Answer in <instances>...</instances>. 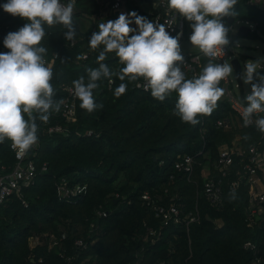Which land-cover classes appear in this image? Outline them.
<instances>
[{
	"label": "trees",
	"instance_id": "16d2710c",
	"mask_svg": "<svg viewBox=\"0 0 264 264\" xmlns=\"http://www.w3.org/2000/svg\"><path fill=\"white\" fill-rule=\"evenodd\" d=\"M98 2L76 0L74 19L99 15L100 5L108 0ZM4 3L6 0L0 1V5ZM126 9L150 19L133 1L127 2ZM236 11L239 15L233 18L235 21L255 24V30L247 38L263 41L264 11L248 0H238ZM24 23L0 8V53L9 51L3 46L4 37ZM99 23L82 33L76 22V36L71 41L63 38L66 29L56 26L42 40V46L48 48L45 58L57 54L49 66L56 100L63 101V88L73 87V81L80 76L86 77L88 68L98 67V50L90 49L88 42L93 27L98 31ZM82 53L87 54L86 60L81 59ZM241 58L247 60L245 55ZM104 63L116 71L121 67L115 53H109ZM107 80H101L94 91L95 101L103 104L102 109L88 114L76 100V122L67 125V136L45 132L50 126L64 125L59 113H54L47 123L37 122L39 142L32 147L28 160L38 167L45 163L46 172L38 174L34 184L23 190L27 208L15 200L0 206V264H68L56 251L47 249L45 239L42 246L29 250V238L46 234L56 236L60 243L58 251L65 257L76 253V239L83 238L88 243L86 250L78 251V259L70 264H135L136 253L143 255L138 264H157L161 260L169 264H254L256 258L264 261V228L249 226L245 187L234 193L235 199L231 198L233 193L226 192L220 208H211L200 198V163L204 164L207 158L213 162L217 148L230 143L236 135L244 146H249L261 133L255 127L231 132L216 129L215 122L230 114L224 102L218 101L210 116L198 117L200 123L192 126L173 114L175 93L157 101L150 91L134 88L139 80L128 83L126 93L116 98L114 90L121 81L113 77L109 89ZM184 155L193 156L199 163L195 169L196 183H188L172 168L173 162ZM14 162L8 142L0 144V167L11 170ZM62 178L73 186L84 187V192L73 198H61L56 183ZM143 193L164 204L177 195L179 200L175 202L183 204L181 209L185 212L197 202L200 221L189 227L190 249L183 225L166 227L153 246L142 243L144 224L158 225L153 212L141 201ZM99 207L108 213L107 217L96 215ZM216 221L221 223L219 228ZM90 224L94 225L92 232ZM61 233L66 234L64 240ZM92 240L95 243L91 245ZM247 241L256 244V252L243 249Z\"/></svg>",
	"mask_w": 264,
	"mask_h": 264
},
{
	"label": "clouds",
	"instance_id": "9594fccd",
	"mask_svg": "<svg viewBox=\"0 0 264 264\" xmlns=\"http://www.w3.org/2000/svg\"><path fill=\"white\" fill-rule=\"evenodd\" d=\"M238 0H166L167 10L189 22L191 35L188 42L206 59L198 75L186 78L182 66L185 58L181 52V34L171 36L163 23L151 22L135 12L120 14L112 21L98 24L88 42L92 50H98V67L88 68L85 76L73 81L74 97L79 107L88 114L103 108L96 103L94 91L103 79L117 78L121 83L114 90L116 98L126 93L128 83L143 80L144 90L152 98L164 101L176 94L174 115L182 123L195 126L198 117L210 116L217 102L225 94L220 82L233 77L229 60L217 61L226 55L224 49L231 43L225 18H236ZM75 0H6L0 5L13 18L24 20L23 27L9 32L3 40L9 51L0 53V144L11 142L18 157H25L39 142L38 121L47 123L54 113H59L62 100H56V92L50 81L51 67L46 66L48 48L42 46L48 30L62 26L63 38L71 41L76 36L74 19ZM135 24V28L130 27ZM101 46L102 49H101ZM109 53H115L118 71L104 63ZM63 63L64 60H61ZM261 60L247 61L239 78L251 85L242 103L243 126L254 123L264 134V75L259 74ZM127 81V82H126ZM258 81V83L256 82ZM248 137H244L247 139ZM235 199V194H231Z\"/></svg>",
	"mask_w": 264,
	"mask_h": 264
},
{
	"label": "built area",
	"instance_id": "2783aa9c",
	"mask_svg": "<svg viewBox=\"0 0 264 264\" xmlns=\"http://www.w3.org/2000/svg\"><path fill=\"white\" fill-rule=\"evenodd\" d=\"M4 1V0H0ZM102 1V0H101ZM133 1L135 4L139 5L143 12L150 16L149 21L155 23H163L166 26V31L171 36H176L178 33L180 35L179 45L183 42H188V37L191 32L187 29L186 20L179 18L177 14L170 13L167 10L166 0H108L105 5L107 6L108 12L111 13L112 17L118 18L120 14L127 15V2ZM63 3H67L68 0H62ZM76 2V0H75ZM250 4L257 5L260 9L264 11V0H248ZM147 5L143 8L141 5ZM97 20V21H96ZM99 19L92 18L93 24L96 25ZM241 24V27H246L249 29L251 34L255 30V24L246 20H238L233 22L229 27L232 29L234 25ZM130 27L135 28L134 24ZM96 31L93 27L92 34ZM231 31V32H232ZM1 32V30H0ZM229 32V36L231 35ZM238 35V33H237ZM229 38V37H228ZM73 42L70 46H73ZM237 46L234 44H229L227 48L224 49L226 55L223 59L217 61L218 63H223L224 59L229 60V63L233 60H237L240 64V72H233L240 74L243 71V66L248 60H243L242 55L238 54L235 49ZM182 52V51H181ZM185 63L182 66V70L185 75L192 77L193 75H198L204 65L207 63V59L197 53L184 54L182 52ZM57 58V54H53L50 59H46V66H51L54 60ZM81 59L86 60L87 54L82 53ZM232 66V65H231ZM263 72V67L259 69V74ZM113 84V80H107V86L110 89ZM225 90V94L220 98V102H224L228 105L230 114L229 116L223 117L215 122V128L223 132H231L240 130L243 128L255 127L254 123L245 127L243 126V120L241 116L243 98L246 94L244 93L241 83H236L233 85L232 80L227 78L222 80L219 85ZM138 90H144V82L140 80L134 86ZM65 93V98L60 108L59 116L63 120L64 125H54L48 127L45 132L47 135L62 134L64 136L68 135L67 125H72L76 122V98L74 97L73 87L66 86L63 88ZM264 117V113H259L253 117V121L257 118ZM203 134V131H202ZM86 135H91V132H86ZM8 142L9 150L13 153L14 165L11 170H7L4 166L0 167V206L5 203L15 200L20 203L24 208L28 207V201L24 197L23 190L34 184L35 178L38 174L46 172L47 165L43 163L40 167L32 160H28L31 150L25 157H18L16 151L11 148V142ZM35 146V145H34ZM161 165L163 162L160 163ZM197 163L196 159L191 155H184L178 157L172 164V168L175 173L181 174L188 183H196L194 179L195 169ZM200 198H203L205 202L211 208H220L224 202V194L226 192L236 193L243 186L246 188V199L247 208L245 209L247 220L249 226L253 229L264 228V134H260L259 137L251 143L249 146H244L239 135H236L230 143H225L217 148V157L213 162L207 158L204 164L200 163ZM171 179L173 176L170 177ZM56 189L61 195V198H73L82 194L85 190L82 186H73L64 178L60 179L56 183ZM167 192V190L165 191ZM198 197V194H197ZM118 198V195H115ZM177 195L170 198V201L166 204L156 201L148 193H143L141 195V201L144 205L149 208L154 215V218L158 220V225L148 226L144 224V235L142 236V243L148 245L157 244L161 237L163 230L171 225L179 226L183 225L185 227V232L187 235L188 248L190 249V239H189V227L193 224H198L200 221V214L197 206V202L192 210L185 212L181 208L183 204H176L175 199ZM179 200V198H178ZM97 216L101 218L107 217L108 213L99 207L96 213ZM217 228L221 226L220 221L215 222ZM94 225H89V232H92ZM66 238L65 233H61V239ZM176 239V236L173 235ZM43 239L46 240L47 249L50 251H56L60 258L64 259L66 263L70 264L74 260L78 259L79 252L86 250L88 243L85 242L83 238H78L74 241V246L77 249L76 253L72 256L65 257L61 251H58V245H60L59 240L53 234H46L43 236H32L28 240L29 250L32 251L38 246L43 245ZM95 240L90 241L92 245ZM245 251L256 252L257 246L251 241L244 242L242 245ZM60 249V248H59ZM143 255L140 253L135 254V264L142 261ZM157 264H169V261L161 260ZM254 264H264L261 258L254 259Z\"/></svg>",
	"mask_w": 264,
	"mask_h": 264
},
{
	"label": "rangeland",
	"instance_id": "374dc122",
	"mask_svg": "<svg viewBox=\"0 0 264 264\" xmlns=\"http://www.w3.org/2000/svg\"><path fill=\"white\" fill-rule=\"evenodd\" d=\"M99 4L102 3L101 0L98 2ZM143 8H146L147 5L142 4ZM101 11L99 15L92 16V18L99 19L100 22H107L109 20H113V17L111 13L108 12L107 6L100 5ZM111 15V16H110ZM92 18L89 19V17H82L77 19V25L80 32L85 33L88 31V29L93 25ZM97 21V20H96ZM187 29L189 32H191L189 22L186 21ZM241 26V24L234 25L233 31L231 32V35L229 36V40L231 41V44H234L237 46V48H233L236 50V52L240 55H245L247 57L248 61H257L258 59L261 60V66L263 67V72L261 75H264V55L262 54V51L264 50V40L258 41V40H252L249 38H242L237 35L238 28ZM181 51L184 54L188 53H197L198 50L191 49V45L189 42H183L181 45ZM240 74H237L233 72V77H229L232 80L233 85L236 83H241L244 93H250L251 85H245L243 81L239 78Z\"/></svg>",
	"mask_w": 264,
	"mask_h": 264
},
{
	"label": "water",
	"instance_id": "95a60500",
	"mask_svg": "<svg viewBox=\"0 0 264 264\" xmlns=\"http://www.w3.org/2000/svg\"><path fill=\"white\" fill-rule=\"evenodd\" d=\"M234 22V19L229 17V18H226V23L228 25H232ZM249 29L246 28V27H241L239 30H238V36L239 37H242V38H247L249 36ZM262 54L264 55V50L262 51ZM231 65H232V68L236 71V72H240V64L237 60H233L231 62ZM258 83V81H256ZM31 263H33V261H31Z\"/></svg>",
	"mask_w": 264,
	"mask_h": 264
}]
</instances>
